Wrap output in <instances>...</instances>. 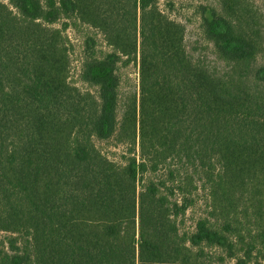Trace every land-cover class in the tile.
<instances>
[{
    "label": "trees",
    "instance_id": "obj_1",
    "mask_svg": "<svg viewBox=\"0 0 264 264\" xmlns=\"http://www.w3.org/2000/svg\"><path fill=\"white\" fill-rule=\"evenodd\" d=\"M217 2L200 8L206 61L159 0H0V264H250L264 65L243 2ZM73 19L110 49L82 61L95 93L68 81L69 25H53ZM113 138L120 161L96 145Z\"/></svg>",
    "mask_w": 264,
    "mask_h": 264
},
{
    "label": "rangeland",
    "instance_id": "obj_2",
    "mask_svg": "<svg viewBox=\"0 0 264 264\" xmlns=\"http://www.w3.org/2000/svg\"><path fill=\"white\" fill-rule=\"evenodd\" d=\"M4 1V0H1ZM243 6L248 11V21L253 25V33L257 34L259 42H261V54L257 57V65H264V0H241ZM217 0H159L158 7L166 13L170 19L181 24L185 28V44L187 51L192 57H202L206 61H212V47L206 42L202 29L200 27L201 16L200 8L204 7L212 9L217 7ZM63 23H67L64 29V37L66 38V47L68 49L70 59L69 83L83 92L95 93V89L82 83L79 80L81 65L84 57L88 54L107 53L110 49L107 47L101 33L82 22L75 19L70 21H61L53 25L54 28L62 29ZM119 75L121 77V95H125L132 90L138 83L137 70L131 65L125 67L119 65ZM121 111L119 113V117ZM97 147L109 159L120 161L121 155L126 152L125 144H121L117 139H111L106 142H96ZM205 197V193H200ZM200 205H205L204 202ZM200 211L205 212L204 207L190 209L186 212L185 217L181 219V228L191 231L195 219ZM252 214V213H251ZM250 214V215H251ZM250 233L253 237L252 256L250 264H264V211L261 213L260 220H251ZM8 234L0 233V240H4ZM222 264H236V260L221 256Z\"/></svg>",
    "mask_w": 264,
    "mask_h": 264
}]
</instances>
